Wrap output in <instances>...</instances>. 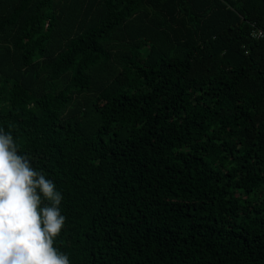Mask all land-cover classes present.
Masks as SVG:
<instances>
[{
    "label": "trees",
    "instance_id": "trees-1",
    "mask_svg": "<svg viewBox=\"0 0 264 264\" xmlns=\"http://www.w3.org/2000/svg\"><path fill=\"white\" fill-rule=\"evenodd\" d=\"M264 0H0V128L62 195L70 264H264Z\"/></svg>",
    "mask_w": 264,
    "mask_h": 264
},
{
    "label": "clouds",
    "instance_id": "clouds-1",
    "mask_svg": "<svg viewBox=\"0 0 264 264\" xmlns=\"http://www.w3.org/2000/svg\"><path fill=\"white\" fill-rule=\"evenodd\" d=\"M0 128V264H70L54 247L65 217L55 184L31 166Z\"/></svg>",
    "mask_w": 264,
    "mask_h": 264
},
{
    "label": "built area",
    "instance_id": "built-area-1",
    "mask_svg": "<svg viewBox=\"0 0 264 264\" xmlns=\"http://www.w3.org/2000/svg\"><path fill=\"white\" fill-rule=\"evenodd\" d=\"M252 30H251V36L254 38H264V30L257 27L255 23H251Z\"/></svg>",
    "mask_w": 264,
    "mask_h": 264
}]
</instances>
